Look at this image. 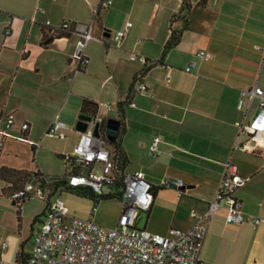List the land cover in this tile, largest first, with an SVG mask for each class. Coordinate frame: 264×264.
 Segmentation results:
<instances>
[{
	"label": "crops",
	"instance_id": "crops-1",
	"mask_svg": "<svg viewBox=\"0 0 264 264\" xmlns=\"http://www.w3.org/2000/svg\"><path fill=\"white\" fill-rule=\"evenodd\" d=\"M101 1L111 5L103 9ZM186 4L182 0H0V125L12 114V130L17 133L27 123L24 136L40 142L35 149L5 138L0 151V263L26 257L44 219L43 201L32 198L19 206L10 198L25 181L41 175L53 194L88 193L85 188H65L69 164L63 157L75 146L79 116L94 118L97 103L114 108L101 110L105 122H119V130L111 129L108 135L105 122L101 125L116 169L141 171L153 185L151 207L138 214L137 228L156 235L188 228L190 211L203 213L215 198L229 160L242 177L249 178L235 192L242 209L264 220V137L249 140L247 151L239 150L236 147L246 137L237 140L234 127V122L250 118L257 109L253 101L245 112L237 110L240 91L252 86L264 90V0H187ZM37 8L45 13L35 14ZM32 17L36 23L30 22ZM45 20L54 25L94 20L93 35L108 41L127 22L132 26L121 49L88 43L85 52L90 63L77 69L71 57L75 36L48 37L42 26ZM8 27L10 34L5 35ZM173 32H181L180 41L163 54ZM200 50L210 52L212 59L197 61ZM130 52L142 56L146 65L130 61ZM191 61L195 62L192 73L183 72ZM167 66L171 68L168 83ZM135 79L147 86V94L133 91ZM56 115L69 128L64 140L45 135ZM155 137L161 142L150 156L148 147ZM56 156L63 165L59 173L49 165ZM95 167L100 169L98 175H93ZM82 172L97 180L106 170L95 163ZM165 177L181 180L185 194L178 198L174 186L159 187ZM105 188L110 192L103 189L104 194L119 192L114 186ZM200 261L264 264V227L226 225L223 212H218L210 222Z\"/></svg>",
	"mask_w": 264,
	"mask_h": 264
},
{
	"label": "built area",
	"instance_id": "built-area-1",
	"mask_svg": "<svg viewBox=\"0 0 264 264\" xmlns=\"http://www.w3.org/2000/svg\"><path fill=\"white\" fill-rule=\"evenodd\" d=\"M55 2L56 0H51ZM111 1H101L99 7L107 8ZM42 8H37L35 14H44ZM30 22L36 23L35 17ZM94 20L89 24H80L73 21H62L58 25L45 20L42 26L48 29V37L57 35H73L76 40L73 46L72 59L77 69L89 65L90 60L86 55V47L90 42L104 44L113 49H121L122 42L128 34L132 24L127 22L123 29L113 33L110 41L103 37L93 35ZM10 34V28H6L5 35ZM256 50H261L255 47ZM208 51L196 52L195 59L199 62H207L212 59ZM129 60L145 64L142 56L134 52L129 53ZM195 62L191 61L183 69L185 73H192ZM169 66L166 67V83L169 82ZM133 91L137 94H147V86L141 81H133ZM255 101L257 109L250 118L243 117L234 122L237 131V140L244 136L245 143L236 149L247 151L246 144L249 140L264 137V90L258 86L242 89L237 101V110L246 111L248 106ZM134 107L133 103L129 104ZM114 108L108 103H97L96 114L91 118V129L80 132L72 152L64 156L69 164L65 188L73 190L85 188L91 193V214L88 219H80L71 214L64 201L53 194L49 181L35 175L22 185L21 188L10 194V198L19 206L32 198H38L45 203L44 219L39 229L33 236L30 253L19 259L17 263L0 264H201L200 252L212 218L223 212L226 225L239 226L245 223L253 227H264V220L247 214L242 209L241 201L235 196L238 188L242 187L249 178L242 177L237 167L229 160L223 166L221 179L217 187L215 198L207 202L206 210L198 214L190 211L191 225L186 229L172 228L166 235H156L135 226L140 212H147L152 204L153 185L144 173L134 171L120 173L116 169L110 151L107 147V139L101 133V125L105 120L101 116V110L112 111ZM14 117L8 114L0 125V151L5 138L24 142L37 149L40 142L27 140L24 133L29 129L27 123L20 126L15 133L12 128ZM67 125L59 120L56 115L47 128L46 136L57 140L66 139ZM97 130L98 135L94 132ZM160 138L152 139L148 147V154L157 153ZM100 163L106 173L99 179L92 180L82 172L92 164ZM119 186L118 202L120 214L114 227H105L93 222L92 213L99 202L106 196L103 189L107 186ZM161 188L174 186L177 197H182L185 192L181 180L170 177L163 178L159 184ZM1 248L5 249V244Z\"/></svg>",
	"mask_w": 264,
	"mask_h": 264
},
{
	"label": "rangeland",
	"instance_id": "rangeland-1",
	"mask_svg": "<svg viewBox=\"0 0 264 264\" xmlns=\"http://www.w3.org/2000/svg\"><path fill=\"white\" fill-rule=\"evenodd\" d=\"M49 165L50 169L55 173H59L62 171L63 165L61 160L57 156L53 158V161H51ZM99 173L100 169L95 167L93 170V175H98ZM105 190L107 191V193L110 192L109 189L104 188V191ZM104 195L107 196L108 194ZM110 195L111 197L103 198L99 202L96 210L92 213L93 222L105 227L114 226L120 213V206L118 203L119 192L118 194L113 193ZM57 196H60L70 213L74 214L75 217L80 219L89 218L91 213V201L89 195L73 194L70 191H64L63 194H57Z\"/></svg>",
	"mask_w": 264,
	"mask_h": 264
},
{
	"label": "water",
	"instance_id": "water-1",
	"mask_svg": "<svg viewBox=\"0 0 264 264\" xmlns=\"http://www.w3.org/2000/svg\"><path fill=\"white\" fill-rule=\"evenodd\" d=\"M79 122L77 123L76 130L79 132H85L88 126V123L91 122V117L88 116H79L78 118ZM105 128L108 130L106 134L108 135L109 130H115L116 132L119 130V122L117 120L109 119L105 122ZM95 136L98 135L97 130L94 132Z\"/></svg>",
	"mask_w": 264,
	"mask_h": 264
},
{
	"label": "trees",
	"instance_id": "trees-1",
	"mask_svg": "<svg viewBox=\"0 0 264 264\" xmlns=\"http://www.w3.org/2000/svg\"><path fill=\"white\" fill-rule=\"evenodd\" d=\"M182 2H183V5H185V6L187 5L186 4L187 0H182ZM180 34H181V32H173V33H171V36L169 37L168 41L166 42V44H165V46L163 48V54H165L166 52H168L169 50H171L173 47H175L179 43V41H180ZM46 40L47 41H50V38H47ZM147 69L148 68L143 69L142 72H141V74L145 73ZM113 186L116 189H118V191L120 190L119 189V186L117 184L111 185V186H107V187H113ZM80 194H87V195H89L91 197V193L89 191H88V193H80ZM106 197H111V195L108 194L104 198H106Z\"/></svg>",
	"mask_w": 264,
	"mask_h": 264
}]
</instances>
